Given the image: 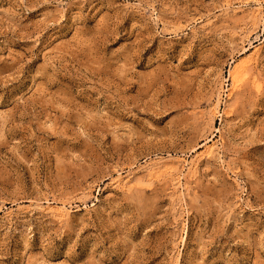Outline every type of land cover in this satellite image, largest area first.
I'll use <instances>...</instances> for the list:
<instances>
[{
	"label": "rangeland",
	"instance_id": "rangeland-1",
	"mask_svg": "<svg viewBox=\"0 0 264 264\" xmlns=\"http://www.w3.org/2000/svg\"><path fill=\"white\" fill-rule=\"evenodd\" d=\"M260 2L0 0V264H264Z\"/></svg>",
	"mask_w": 264,
	"mask_h": 264
},
{
	"label": "bare ground",
	"instance_id": "bare-ground-1",
	"mask_svg": "<svg viewBox=\"0 0 264 264\" xmlns=\"http://www.w3.org/2000/svg\"><path fill=\"white\" fill-rule=\"evenodd\" d=\"M255 2L256 3H258L259 5H261V2H260V0H255ZM257 6V8H255V9H253V11H252V14L253 15H255L256 17H258L257 19H259V16L261 17V18H263L264 17V15H262L261 13H262V10H261V7L260 6ZM255 17V18H256ZM250 31V30H249ZM245 37H247V36H245ZM259 53V49H257L254 53H252V55H250V56H248V57H246V58H242L241 59V63L239 64V65H237L234 69L235 70H231L230 71V75L231 76H233V77H236V75H237V73L239 72V68L240 67H243V64H246V63H248V62H250V61H252V60H255V58H257L258 57V54ZM257 56V57H256ZM244 57V56H243ZM251 63V62H250ZM249 65V64H248ZM238 66H240V67H238ZM246 69V68H245ZM253 76V75H252ZM254 79H255V77H254ZM253 79V80H254ZM260 81V80H259ZM241 82H243V81H241ZM253 82H255V80L253 81ZM256 82H257V84H258V79H256ZM243 84V83H242ZM261 86V85H260ZM259 86V87H260ZM241 87V83H237V82H235V83H233V86H232V88L230 89V93H229V96H232L234 93H235V91H237L239 88ZM259 89V88H258ZM218 98V97H217ZM218 101H220V99L218 100ZM217 106L219 105V103L218 104H216ZM216 106V107H217ZM208 139V138H207ZM208 142H210L211 144H209L208 146H207V148L205 149V152H206V154L209 156V155H211V154H215L214 152L217 150V148L219 149V147L217 146L218 144H217V141H215V142H212V140L211 139H208V141H207V143ZM205 152H204V154H205ZM217 152V151H216ZM203 154V153H202ZM204 156V155H203ZM212 156V155H211ZM184 159V158H183ZM179 159L177 162H175V163H178V165L181 163V164H184L185 162H186V159ZM169 160V159H168ZM198 159H196V160H194V161H192V163H191V167H190V169H194L195 168V166H197V163H198ZM172 163V162H171ZM157 164V163H156ZM165 164V163H164ZM186 164V163H185ZM185 164H184V166H185ZM158 165V164H157ZM175 166H177V164H175ZM182 166V165H181ZM158 167V168H157ZM157 167H155V165L154 166H151L150 167V173H151V175H153V174H155L157 171H159L160 172V170L162 169V168H165L164 170H166V172H170V173H174V172H177V175H176V179L177 180H175V181H177L178 182V184L179 185H181V183H182V179H181V175L179 174L180 173V169H178L179 167H174V166H168L167 165V163L165 164V165H163V163H162V165L161 166H157ZM159 169V170H158ZM195 170V169H194ZM162 173H163V171H162ZM192 173H194V171L192 172ZM158 174V173H157ZM157 174H156V176H157ZM169 174V173H168ZM120 175V174H119ZM151 175H149L150 177H151ZM159 175V174H158ZM174 175V174H173ZM122 176V175H121ZM153 178L155 177V175L154 176H152ZM158 177V176H157ZM117 180H119L120 182L121 181H123V179H122V177H119V179H117ZM119 183V182H118ZM122 183H124V182H122ZM183 184V183H182ZM56 209L58 208V210H56V212L58 213V214H60V215H65V214H68L69 213V211H70V209H68L67 208V206H66V204L65 203H62V205L61 206H57V207H55ZM62 217V216H61Z\"/></svg>",
	"mask_w": 264,
	"mask_h": 264
}]
</instances>
